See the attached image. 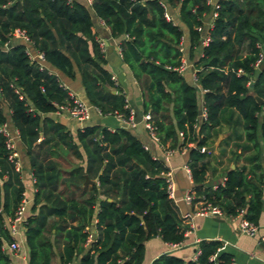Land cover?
Returning a JSON list of instances; mask_svg holds the SVG:
<instances>
[{"label":"trees","instance_id":"obj_1","mask_svg":"<svg viewBox=\"0 0 264 264\" xmlns=\"http://www.w3.org/2000/svg\"><path fill=\"white\" fill-rule=\"evenodd\" d=\"M166 3L179 9L192 44L197 43V29L211 6L205 0ZM91 8L111 37L119 39L122 62L140 89L143 112L150 114L164 151H188L196 201L228 217L243 212V220L258 225L264 203L259 188L263 177L255 174L261 170L258 138L264 144V65L256 76L255 64L262 53L259 45H264V0L217 2L211 42L197 63L206 110L200 122L198 89L179 72L183 33L166 18L163 4L93 0ZM16 31L27 36L42 62L32 60L22 44L11 43ZM105 64L83 5L0 0V126L9 119L17 131L36 188L23 222L28 264H52L56 258L59 264H142L146 241L159 237L179 245L185 240L166 190L168 168L131 133L86 125L74 138L63 124L42 117L70 102L67 90L49 73L52 69L70 80L78 75L88 103L100 116L127 118L125 95ZM232 110L239 114L245 142L254 152L253 170H228L223 185L206 189L214 155L200 150L214 142L222 117ZM24 191L21 172L9 160L0 133V264H11L4 246L14 239L5 220L13 221ZM93 222L96 235L89 241ZM221 248L220 242L201 241L195 261L164 254L152 264H232L233 256Z\"/></svg>","mask_w":264,"mask_h":264},{"label":"crops","instance_id":"obj_2","mask_svg":"<svg viewBox=\"0 0 264 264\" xmlns=\"http://www.w3.org/2000/svg\"><path fill=\"white\" fill-rule=\"evenodd\" d=\"M69 1L81 4L88 10L92 22V33L100 46L106 62L104 69L111 74L116 85L125 95L127 108L134 114L138 124L135 128H129L120 122L115 116H100L99 113H97V111L88 103L78 75L75 76V79L70 80L52 69H49V73L58 78L60 85L67 90L68 94L74 95L90 108L91 119L85 124H80L65 114L58 115L57 113H51L42 117L63 124L74 138L76 137L78 130L86 125H97L105 127L111 131L120 128L125 129L143 145L153 159L161 161L168 170L172 172L173 177H178L181 185L184 183L183 180H188L192 184L189 173L190 170L186 159L188 151L172 150L171 155L166 160L164 149L158 141L154 140L149 135L142 122V118L145 115L142 108V97L140 89L136 81L133 79L131 72L123 63L120 66L121 71H119L114 69L107 61V55L111 49L113 50L114 55L122 60L119 49V39H113L108 28L94 14L91 8L93 0ZM158 1L163 4L168 19L179 27L183 33L180 50L183 54L185 68L184 71H182V76L188 85L195 86L198 89L200 110L204 108V93L199 88V81H195L194 79L198 72L197 63L201 58V50L204 47L202 45V40L209 35L214 18V11L211 8L210 11L202 17L200 38L197 43L192 44L190 32L179 17V9L171 8L166 3V0ZM218 1L219 0H212L213 7L216 6ZM11 43L21 44L22 40L14 36ZM261 50L264 54V47H262ZM27 53L30 58L34 60L29 52ZM110 60L115 64L116 58L111 57ZM261 65H264V62ZM261 65L257 68L259 71L261 70ZM113 93L115 92L113 91ZM200 121H203L202 117H199V122ZM258 142L260 148L259 164L261 165V170L255 171V174L262 175L263 177V183L259 188L262 190L264 202V144L261 138H258ZM213 145H216V149L214 152H208L209 154L214 155V157L211 158L210 166L206 172V180L203 184L204 188L214 189V187L223 185L228 170L242 167H245L248 173L253 170L252 167L254 163L251 162V159L254 156V152L250 145L245 142L242 121L236 111L232 110L222 117L221 126L215 131L214 142L208 147ZM16 153L19 163L18 168L16 167V171L21 172V181L25 187L22 200L24 204V222L25 217L31 213L36 188L34 186V179L32 178L24 150L21 149V151ZM179 190L180 194L183 195L182 188H179ZM190 191L192 190L186 191L185 195ZM184 196L182 197L184 198ZM172 202L175 212L181 222V226L185 231V240L182 244L177 246L164 243L159 237L146 241L144 243L145 253L142 264H152L156 258L164 254L174 255L182 259L185 263L188 261H195L198 255L197 244L201 241L220 242L222 244L221 251L233 256V264H264V203L262 215L258 224L259 231L256 235L250 237L242 235L239 232V225L243 219L240 215L236 217L223 215L220 218L212 216H197L198 211L201 209L202 202H197L196 197H194L191 205L177 203L176 199L172 200ZM23 222L16 224L13 228L11 221L9 219L5 220L6 227L9 229L11 237L19 245V250L16 253H10L8 251L7 248L9 245L4 246L6 253L10 256L11 264H28V250L24 241ZM91 227L89 241H92L96 235L95 222H93ZM49 239L52 241L53 237L49 236ZM52 264H59L58 258H56Z\"/></svg>","mask_w":264,"mask_h":264},{"label":"built area","instance_id":"obj_3","mask_svg":"<svg viewBox=\"0 0 264 264\" xmlns=\"http://www.w3.org/2000/svg\"><path fill=\"white\" fill-rule=\"evenodd\" d=\"M206 3L208 5L211 6V8L214 11V18L216 17L215 14V9L216 6L213 7L212 4V0H205ZM166 18L168 19V17L166 16ZM169 20V19H168ZM197 32H201V28L197 29ZM15 37H18L19 39L29 42V39L27 38V36L21 32V31H16L14 34ZM211 42L210 36H206L203 40H202V45L205 47L207 46L209 43ZM264 47L263 44L259 45V48ZM36 61L38 62H42L43 61V56L40 54H37L36 56ZM264 62V54L261 53L259 59L257 60L255 67L256 69ZM185 65L182 61V65L179 68V72L182 73V71H184ZM112 80L114 81V78H112ZM195 81L198 80V78L195 76ZM69 98H70V102L65 105V106H61L58 107L57 111L55 113H57L58 115H67L69 118L73 119L74 121L80 123V124H85L87 122L90 121L91 119V112H90V108L84 104L81 100H79L78 98H76L74 95L69 94ZM127 103V102H126ZM127 108V105H126ZM128 109V108H127ZM98 113V111H97ZM115 117L122 122L126 127L129 128H135L138 124V122H136V119L134 117V114L129 110V115L127 118H125L124 116H122L121 114H116ZM203 120H205L206 118V110L205 108H202V116ZM142 122L144 124L145 129L148 131L149 135L156 141H158V139L156 138L155 134H154V126L151 122V116L150 114L146 113L143 118H142ZM0 133L4 136L5 138V146L6 149L9 152V160L10 161H15L16 167L18 168L19 163H18V159H17V153L14 149V144L12 143V140L10 138V135L6 129V125H2L0 126ZM179 138H182V134H179ZM205 148H202L200 150L201 153H204ZM171 151H164L165 153V158L166 160L168 159V157L171 155ZM189 172V170H188ZM190 173V172H189ZM164 178L166 181V190H167V194L169 196V198L172 200L175 199L174 197V183H173V175L172 172L168 170V172H166L164 174ZM226 179H224L223 182H225ZM216 187H214L215 189ZM195 194L193 191L188 192L183 200L186 204L191 205L193 200H194ZM201 209L198 211L197 216H212V217H222L223 214L220 211L219 208L212 206L210 204H201ZM23 214H24V204L23 202H21L19 208L17 209V211L15 212V217L13 219V221H11L13 228L15 227L16 224H20L23 222ZM243 212L240 214V216H242ZM259 231V227L258 225H254L253 223H250L246 220H241L240 225H239V232L242 235L245 236H250L253 237L254 235H256ZM180 245V244H179ZM177 246V245H176ZM8 251L10 253H16L19 250V245L16 241H14L13 243H11L8 246ZM233 264V263H232Z\"/></svg>","mask_w":264,"mask_h":264},{"label":"rangeland","instance_id":"obj_4","mask_svg":"<svg viewBox=\"0 0 264 264\" xmlns=\"http://www.w3.org/2000/svg\"><path fill=\"white\" fill-rule=\"evenodd\" d=\"M25 48L26 51L29 52V54L34 58V60L36 59L37 53L34 51L32 45L29 42L23 41L21 43ZM6 129L10 135V138L12 140V143L14 144V149L16 152L21 151L22 146L20 143V140L18 138V135L16 133L15 128L13 127V125L11 124V121L8 119V122L6 124ZM20 143V144H19ZM186 159L188 160V155H186ZM184 183L183 185H181L180 181L178 180V177L174 176L173 177V183H174V197L177 200V203L183 204L185 205V202L183 200V197L185 195L186 191L189 190H194L196 185H194L193 183L191 184L188 180H183ZM182 188L183 191V195L180 194V190ZM182 198V199H180Z\"/></svg>","mask_w":264,"mask_h":264},{"label":"water","instance_id":"obj_5","mask_svg":"<svg viewBox=\"0 0 264 264\" xmlns=\"http://www.w3.org/2000/svg\"><path fill=\"white\" fill-rule=\"evenodd\" d=\"M111 57L116 58V62H115V64L110 60ZM107 61L109 62V64H110L114 69H117V70L121 71L120 66L122 65L123 62H122L121 58H119V57H117V56L114 55L112 49L109 51V54L107 55ZM259 72H260V71L257 70V72H256V76L259 74ZM250 89L252 90V87H250ZM255 99H256V101H257L259 104H261V102H262L261 99H259V98H257V97H255ZM198 116H199V117L202 116V109L198 110ZM215 149H216V145H213V146H211V147L205 148L204 153L214 152ZM86 183H88V180H86Z\"/></svg>","mask_w":264,"mask_h":264}]
</instances>
